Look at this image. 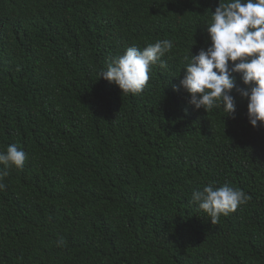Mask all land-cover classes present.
I'll return each instance as SVG.
<instances>
[{"label":"trees","instance_id":"obj_1","mask_svg":"<svg viewBox=\"0 0 264 264\" xmlns=\"http://www.w3.org/2000/svg\"><path fill=\"white\" fill-rule=\"evenodd\" d=\"M217 3L0 0V150L27 154L0 190V264H264V126L235 91L224 118L173 89ZM158 39L168 68L140 94L99 77ZM210 183L251 199L212 224L191 202Z\"/></svg>","mask_w":264,"mask_h":264},{"label":"clouds","instance_id":"obj_2","mask_svg":"<svg viewBox=\"0 0 264 264\" xmlns=\"http://www.w3.org/2000/svg\"><path fill=\"white\" fill-rule=\"evenodd\" d=\"M205 20L208 45L196 54L188 49L184 56V74L174 90L183 89L194 109L206 111L222 108L234 118L236 96L247 101V118L251 126H264V0H218ZM193 45V44H192ZM174 48L171 39H158L142 49L130 46L111 57L99 77L115 83L124 94H140L150 79L153 66L167 69L162 59ZM244 87L237 86V76ZM175 77V76H174ZM26 152L16 144L0 150V190L12 167L21 169ZM250 195L228 183L215 187L207 184L191 193V202L204 212L212 224L246 204ZM57 246H63L61 238Z\"/></svg>","mask_w":264,"mask_h":264}]
</instances>
